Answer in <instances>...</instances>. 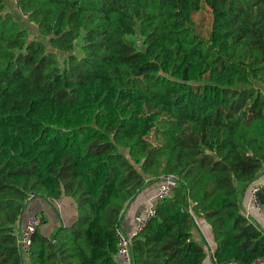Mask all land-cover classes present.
I'll list each match as a JSON object with an SVG mask.
<instances>
[{"label": "trees", "instance_id": "16d2710c", "mask_svg": "<svg viewBox=\"0 0 264 264\" xmlns=\"http://www.w3.org/2000/svg\"><path fill=\"white\" fill-rule=\"evenodd\" d=\"M17 1L47 42L0 0V264H118L116 228L166 174L178 186L133 236V264H204L198 217L212 264L264 256L242 209L264 176V0H205L209 38L193 17L204 0ZM31 193L72 197L78 216L40 228L25 263Z\"/></svg>", "mask_w": 264, "mask_h": 264}, {"label": "built area", "instance_id": "2783aa9c", "mask_svg": "<svg viewBox=\"0 0 264 264\" xmlns=\"http://www.w3.org/2000/svg\"><path fill=\"white\" fill-rule=\"evenodd\" d=\"M16 4L18 13L22 18H29V15L18 6L17 0H12ZM178 186V176L176 174H166L161 177L157 186L153 203L145 213H141L135 216V229L129 234L122 226L116 228L117 236V253L116 260L118 264H133L132 253V238L138 233L142 232L148 225L150 220L156 214V202L164 200L173 195L174 190ZM264 187V182H253L247 192L246 203H243L242 209L244 215L249 220H253L254 215H264V203L261 198V190ZM35 194L31 193L28 200L29 203L34 199ZM43 224L42 215L40 213L31 212L28 213L25 221L18 232L17 244L20 253L25 262H29L34 244V236ZM215 264H243L237 259H226L222 261H216ZM249 264H264V256L256 258Z\"/></svg>", "mask_w": 264, "mask_h": 264}, {"label": "crops", "instance_id": "0c3cea01", "mask_svg": "<svg viewBox=\"0 0 264 264\" xmlns=\"http://www.w3.org/2000/svg\"><path fill=\"white\" fill-rule=\"evenodd\" d=\"M258 181L264 182V176H262L260 179H258ZM158 184H159V182H157L155 184L154 188L151 190H144L135 199V201L127 208L125 216H124V220L122 222V227L124 228V230L127 233L131 234L135 229V222H134L135 216L138 214H141V213L143 214V213L147 212V210L150 208V206L153 203H155L154 195H155ZM68 198L73 199L72 197H62L59 199H42V198L33 199L29 203L20 223H18L17 232L20 231V228L22 227L28 213L35 212V213H40L41 215L44 214L48 220H49L50 214L55 216V218L59 217L60 213L57 212V209H59V208L61 209L64 206V203L67 202ZM244 199H246V197ZM246 202H247V200H244L243 203H246ZM58 214H59V216H58ZM68 214L70 215L69 221L60 222L64 226H70L73 222H75L77 220V216H78V204H77V202H71ZM255 219H257L259 222H261L262 225L264 224V215H254L253 220H255ZM60 223L56 221L50 228H47V223H46L45 225L41 226V230L44 233V235L49 237L53 233V231L58 226L61 225ZM197 224L200 227V229L202 230L203 235L207 240V245L205 246L206 253L211 254L210 257H208V254H207L208 260L206 261V264H208V263L212 264L216 244H215L214 239H213V232H212L211 225L204 218H200V217L197 218Z\"/></svg>", "mask_w": 264, "mask_h": 264}, {"label": "rangeland", "instance_id": "374dc122", "mask_svg": "<svg viewBox=\"0 0 264 264\" xmlns=\"http://www.w3.org/2000/svg\"><path fill=\"white\" fill-rule=\"evenodd\" d=\"M11 1V2H9ZM9 2V7L11 8V10H13L14 12H18L17 8L15 6V2L12 0H8ZM194 17V21H195V28L196 31L198 33H200L203 37L205 38H209L210 34H211V30H212V25H213V15H212V11L211 9L207 6L205 0L202 2V7L200 10L196 11L193 15ZM29 18H24L23 23L24 25L28 28L29 32H30V37L36 36L37 38L41 36V33L39 31L38 25L30 20H27ZM130 38L135 40L138 44V47L140 49L144 48V44H143V37L141 36L140 32H136L135 34L130 35ZM41 39H43V41L47 42V37H42ZM64 54V53H62ZM154 138H156V134L153 135ZM155 185L149 186L148 188H146L145 190H151L154 188ZM144 191V190H143ZM142 191V192H143ZM145 194V193H144ZM68 198L67 202L64 203V206L60 209H57V212L60 213V216L58 214L59 217L53 216V215H49V220L47 222V228H50L56 221L57 222H62V221H69V217L70 215L68 214V211L70 209V205L71 202H76L75 200ZM61 224V223H60ZM264 225V224H263ZM208 257H210V253H207ZM208 260V258L204 261V263L206 264V261ZM28 263V262H25ZM210 264V263H208Z\"/></svg>", "mask_w": 264, "mask_h": 264}, {"label": "water", "instance_id": "95a60500", "mask_svg": "<svg viewBox=\"0 0 264 264\" xmlns=\"http://www.w3.org/2000/svg\"><path fill=\"white\" fill-rule=\"evenodd\" d=\"M158 202H156V204H157Z\"/></svg>", "mask_w": 264, "mask_h": 264}]
</instances>
